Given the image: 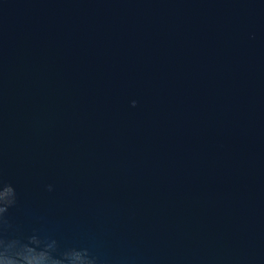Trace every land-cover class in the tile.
Returning <instances> with one entry per match:
<instances>
[{
	"label": "water",
	"instance_id": "1",
	"mask_svg": "<svg viewBox=\"0 0 264 264\" xmlns=\"http://www.w3.org/2000/svg\"><path fill=\"white\" fill-rule=\"evenodd\" d=\"M0 180L98 264H264V0H0Z\"/></svg>",
	"mask_w": 264,
	"mask_h": 264
},
{
	"label": "clouds",
	"instance_id": "2",
	"mask_svg": "<svg viewBox=\"0 0 264 264\" xmlns=\"http://www.w3.org/2000/svg\"><path fill=\"white\" fill-rule=\"evenodd\" d=\"M136 106L134 102L130 107ZM53 190L52 184L46 186L47 192ZM18 200L16 188L0 180V264H98L87 248L61 247L56 238L38 228L25 232L14 224L9 210L17 207Z\"/></svg>",
	"mask_w": 264,
	"mask_h": 264
}]
</instances>
